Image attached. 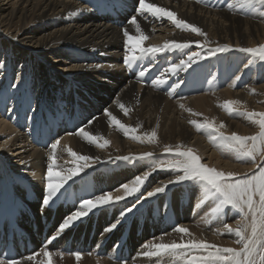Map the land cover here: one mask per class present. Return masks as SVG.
<instances>
[{
    "label": "bare ground",
    "instance_id": "obj_1",
    "mask_svg": "<svg viewBox=\"0 0 264 264\" xmlns=\"http://www.w3.org/2000/svg\"><path fill=\"white\" fill-rule=\"evenodd\" d=\"M144 2L199 27L208 47L195 43L205 42L204 36L178 28L171 19L142 14L139 0H0V235L13 225L21 227L35 240L29 255L40 256L41 264L49 259L45 251L78 252L81 264H189L192 255L203 253L193 249L143 253L154 252L151 245L161 242L194 239L227 248L240 241L235 231L227 230L239 227L243 220L239 212L226 207L214 216L211 208L218 201L202 182L170 183L183 175L181 171L167 168L168 164L156 170L153 166L164 162L165 147L193 149L216 167L242 170L252 164L253 159L226 138L241 129L254 130L245 113L264 107V68L259 74V67L250 65L251 53L241 56L237 50L264 40V4L259 0L243 7L237 0ZM137 25L146 37L141 42L145 48L171 41L190 47L143 56L137 50L139 59L126 64L123 33L139 35ZM224 45L229 50L208 55L210 48ZM193 52L199 56L190 67L168 71L172 64L187 63ZM158 79L166 83L154 85L152 81ZM228 101L234 102L233 108L248 111L229 113L223 107ZM105 110L135 132L125 134ZM192 120L224 123L227 131L197 129ZM81 127L96 138L94 142L78 135ZM153 131L156 137L149 143L147 135ZM57 140L54 152L51 144ZM104 140L108 144L101 147ZM69 148L90 158L89 167L75 175L71 170L84 161H76ZM144 153L151 156L116 159ZM53 155L54 171L69 178L44 205L47 165ZM28 173L33 181L21 178ZM136 176L144 177V183L127 195L123 185L135 187ZM165 185L164 192L147 196ZM109 193L113 200L123 199L90 212L81 206L84 200ZM128 208L133 210L128 213ZM77 211L87 214L61 231L60 226ZM34 222L37 236L30 227ZM114 223L117 226L109 230ZM177 226L189 233L175 231ZM29 255L20 256L19 264H29Z\"/></svg>",
    "mask_w": 264,
    "mask_h": 264
},
{
    "label": "snow or ice",
    "instance_id": "obj_2",
    "mask_svg": "<svg viewBox=\"0 0 264 264\" xmlns=\"http://www.w3.org/2000/svg\"><path fill=\"white\" fill-rule=\"evenodd\" d=\"M257 0H237V3L243 6L254 5ZM259 3L264 4V0H259ZM231 7V5H229ZM139 11L141 13H150L152 16L157 18L167 17L171 19L178 28L190 29L192 32L197 33L200 36L205 37V42L199 40L195 41L198 46L208 47L207 36L199 28L195 27L192 24H187L184 20L178 19L176 13L169 11L165 8L157 7L155 4H146L144 0H139ZM132 24H136V18L133 17L131 20ZM137 32L139 35H130L127 30L124 31L123 35L126 37V46H127V55L124 57V62L131 65L132 62L139 59L135 55L137 50L140 52L141 56L146 54H157L164 53L166 51L179 50L183 51L190 47L189 43H179L176 41H171L162 46H151L143 47L141 42L146 39L144 34L140 32L139 25H137ZM230 46L224 45L219 46L215 49H209L208 55H215L216 52H225L229 50ZM238 51L245 53H253L258 56L261 61H264V45H259L255 48H239ZM199 56L198 53H191L188 57L187 63L181 61L180 64H172L168 71L176 73L179 69H187L191 66L192 62ZM140 76L143 77L145 73L141 71ZM152 83L155 84H165L164 79L153 80ZM174 88L179 87V85H174ZM234 102L228 101L223 107L229 112L238 111V109L233 108L231 105ZM123 108L124 106L121 105ZM106 111L107 116L111 118V122L119 125L123 129L125 134L129 132H135L134 129H130L114 116L110 111ZM127 111V109H125ZM245 115L258 122L259 127L262 131L258 135L245 137L233 133L230 139L237 142L242 149V154L244 156L250 157L255 160V153L257 151H264V112H247ZM92 122L89 121V124ZM191 124L195 125L197 129L200 128H213L214 126L209 123H198L196 120L190 121ZM78 135L85 137L90 143L95 141V137L91 136L89 132L85 131L84 127L79 128ZM147 135V134H146ZM223 137V133H219ZM156 137V132L153 131L150 135H147V140L149 143L153 142ZM133 138L141 140L140 136H134ZM248 141H251V146L249 147ZM59 140L51 144V149L55 152L58 148ZM108 141L104 140L103 144L100 146L103 147L107 145ZM166 152L172 151V149L165 147ZM68 153L75 158L76 161H84L83 164H78L76 168L72 169L70 174L75 175L77 172L82 171L83 168L89 167L88 161L90 158L88 156L78 155L76 152L72 151L71 148L67 149ZM151 156V153H144L140 157H116L118 160H129V159H143L144 157ZM176 156L178 157L172 163L167 165V168L170 169H179L182 170L183 175H177L175 181H170V183H179L182 181H199L202 182L208 191L214 194L215 200L218 201L214 207L211 208V213L215 216L221 214L226 207L235 208L244 214V218L251 216V233L247 234V228L249 225L245 224L237 229H227L229 232L235 231L236 235L240 238V243L242 247L240 248H222L216 245H210L204 241H197L194 239H189L187 241H182L180 243H154L151 247L154 249V252L143 253L144 255H156L164 253H173L183 249H193L199 250L201 255H192L190 257L189 264H264V165L258 166L255 171L250 175H245L243 178H240V174L223 171H218L214 168L208 167L201 162V159L196 155L191 149L185 151H179L177 149ZM57 167L55 155H53L52 162L47 165V194L43 199V204L48 205L49 201L60 191L64 182L69 178V176L63 175L59 171H54ZM145 178L141 176L135 177V187H129L127 183L123 185L127 195H131L139 190L141 184L144 183ZM167 188L158 187L155 189V192L149 191L147 193L148 197H152L156 193L164 192ZM258 197V199H257ZM123 199L122 197H115V200L112 199L111 194L96 196L94 199L84 200L82 202V207L87 209L90 212L93 209H99L103 206H110L115 202ZM135 205H133V208ZM133 208H128L126 211L130 213ZM245 208L247 211L245 212ZM87 212L77 211L72 216L68 217L64 223L60 226V230L69 228L70 224L73 221L78 220L80 217L85 216ZM121 215H124L122 212ZM119 223V221H117ZM117 226L116 223L111 225V229H114ZM175 231L183 234L189 233V229L181 226H177ZM50 253L45 251L44 256L50 257ZM76 258H80V253H75ZM0 264H3V261H0ZM9 264H16L15 261H10ZM48 264H51L49 259Z\"/></svg>",
    "mask_w": 264,
    "mask_h": 264
},
{
    "label": "rangeland",
    "instance_id": "obj_3",
    "mask_svg": "<svg viewBox=\"0 0 264 264\" xmlns=\"http://www.w3.org/2000/svg\"><path fill=\"white\" fill-rule=\"evenodd\" d=\"M259 45H264V40H262L261 42H256L255 44H252V45H249L248 46V48H255V47H257V46H259ZM240 54H242L241 56H245V52H240ZM250 57L252 58V61L253 62H251V66L252 67H254V66H258L259 67V74H261V72H263L262 71V69L264 68V61H261L259 58H258V56L257 55H255V54H253V53H251V55H250ZM240 64H238V66H239ZM52 68H55V66H52ZM105 98H107V97H105ZM263 99H264V94H263ZM264 101V100H263ZM263 106V105H262ZM237 109L239 110V111H245L246 109H244V107H242V106H238L237 107ZM246 111H248V110H246ZM249 112H251V111H249ZM254 112H257V113H261V112H264V107L263 108H259V109H256ZM254 122V130H252V131H248V132H245V131H243V129H241L240 131H236V132H232V133H229V135H230V137L232 136V134L233 133H236L237 135H240V136H245V137H250V136H254V135H258L261 131H262V129L259 127V124H258V122H255V121H253ZM221 125H214V124H212L214 127L213 128H211V129H217V130H221V131H223L224 133H226V128H225V124L223 123V125H222V123H220ZM243 133H242V132ZM235 144H236V147L238 148V150H239V153H241L242 154V149L240 148V145L237 143V142H235V141H233ZM238 144V145H237ZM248 145H249V147L251 146V141H248ZM187 150V149H186ZM176 151L177 150H174V151H169V152H166V151H164L163 153H162V157H163V161L164 162H161V163H158V164H155L154 166H153V170H156V168H160L161 166H164V164H169V163H172V162H174L175 160H177L178 159V157H176ZM192 151L194 152V150L192 149ZM175 153V154H174ZM195 153V152H194ZM196 155H197V153H195ZM174 155V156H173ZM199 156V155H198ZM200 157V156H199ZM165 158V159H164ZM246 158H249V159H252V158H250V157H247L246 156ZM200 159H201V161H202V163L204 164V165H206V166H208V167H211V168H214V169H216V170H218V171H223V172H225V173H228V172H232V173H237V174H240V178H243L246 174L247 175H250L253 171H255L256 169H257V167L258 166H261V165H264V151H257L256 153H255V160L254 161H252V164H250L249 166H247V167H245V168H242V170H241V168H237V167H234V168H232V169H227V168H225V167H216L215 165H213V164H209L208 162H207V160H205V159H202L201 157H200ZM166 160V161H165ZM213 165V166H212ZM234 169V170H233ZM181 171V173L183 174V172H182V170H180ZM21 176V178H23V179H25V178H28V179H30V180H32L33 181V179L31 178V176L29 175V173L28 174H21L20 175ZM23 183H21V185H22ZM116 185V184H115ZM114 185H111L110 187H113ZM22 188H23V190L21 189V193H24V188H25V186H22ZM26 190V189H25ZM257 199H258V197H257ZM40 200V199H39ZM39 200L37 201V207L39 206ZM22 205H25L24 203L22 204ZM235 209V208H234ZM236 210V212H239L241 215H242V221H241V223L239 224V227H241L242 225H245V224H247V225H249V227L247 228V234H250L251 233V228H250V223H251V216L249 215L248 217H247V219H245L244 218V214L243 213H241L239 210H237V209H235ZM24 211H27V210H25V209H23V212ZM247 211V209L245 208V212ZM68 212V211H67ZM67 212H64L63 214L67 217ZM27 213H28V211H27ZM29 214V213H28ZM21 222V221H20ZM50 226V225H49ZM53 227H55V228H57L56 227V224H55V226H53ZM239 227H235V229H237V228H239ZM54 231V229L53 230H51V228H50V230H49V234H51L52 232ZM239 241V240H238ZM239 243V244H238ZM240 247H242V244L240 243V242H236L235 243V245H228L227 246V248H240ZM225 248H226V246H225ZM53 254H54V252H53ZM56 254H58V255H51L50 257H49V259L51 260V259H53L52 260V263L51 264H65L66 262V264H81V259L82 258H79V259H77L76 258V255L74 254V253H71V251L70 252H67V253H64V254H59V253H56ZM66 255V256H65ZM91 256V255H90ZM31 257V258H30ZM29 257V259L27 260L28 261V263L29 264H41V263H39L38 261H37V259L38 258H40V256H38V258L36 259L35 257H36V255H33V256H30ZM59 258V259H58ZM89 258H92V256L91 257H89ZM49 259H47V260H49ZM88 259V258H87ZM23 260V259H22ZM22 260H17V261H15L16 262V264H19L20 263V261H22ZM39 260V259H38ZM41 260V259H40ZM47 260H45L44 262L45 263H43V264H47L48 263V261ZM56 260V261H55ZM31 261V262H30ZM62 262V263H61ZM6 264H9V262H5Z\"/></svg>",
    "mask_w": 264,
    "mask_h": 264
}]
</instances>
